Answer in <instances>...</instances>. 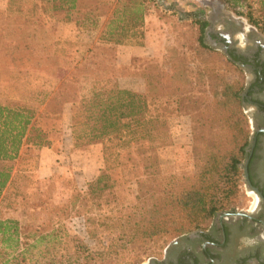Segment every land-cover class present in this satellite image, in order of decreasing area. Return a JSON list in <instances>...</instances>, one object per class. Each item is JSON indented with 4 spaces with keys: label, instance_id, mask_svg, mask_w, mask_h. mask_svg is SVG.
I'll use <instances>...</instances> for the list:
<instances>
[{
    "label": "trees",
    "instance_id": "obj_1",
    "mask_svg": "<svg viewBox=\"0 0 264 264\" xmlns=\"http://www.w3.org/2000/svg\"><path fill=\"white\" fill-rule=\"evenodd\" d=\"M151 2L167 10L163 0L9 1L7 12L2 14L7 21L3 23L0 42L2 66L43 70L58 84L51 92L30 91L19 101L0 103V205L8 197L15 165L24 153L51 148L49 132L39 125L42 119L58 122L69 112L74 149L101 144L105 167L74 202L51 207V211L83 217L89 238L100 242L102 250L92 251L82 240L73 238L74 254L58 257V252L51 253L48 260L39 261L35 249L60 239L62 222L55 224L45 220V215L35 214L22 220L0 217V264H118L120 254L131 247L165 245L169 240L204 229L206 223L237 200L244 174L241 165L247 156L250 136L241 104L242 87L227 85L217 78L214 96L219 98V113L215 115L218 131L210 149L196 151L193 174L165 176L156 151L169 141L168 117L156 107L152 110L154 102L148 96L154 84L157 89L160 78L167 77L169 87L173 88L188 76L171 73L172 70L165 76L155 66L154 76H143L147 94H141L119 86L115 55L98 59L95 53H114L118 47L143 48L147 5ZM225 2L241 16L248 13L245 0ZM38 11L54 22L101 29L100 43L109 45V49L88 48L78 55L76 66L70 71L48 67V56L63 50L65 45L53 28L36 20ZM194 23L200 30L199 45L211 50L206 43L209 21ZM128 166L144 171L145 178L136 179V205L128 215L113 213L111 208L109 215L101 216L108 197L115 199V173ZM39 209L46 213L50 210Z\"/></svg>",
    "mask_w": 264,
    "mask_h": 264
},
{
    "label": "rangeland",
    "instance_id": "obj_2",
    "mask_svg": "<svg viewBox=\"0 0 264 264\" xmlns=\"http://www.w3.org/2000/svg\"><path fill=\"white\" fill-rule=\"evenodd\" d=\"M9 1L0 0V42L3 37V23L7 22L2 14L7 12ZM163 1L167 6L165 11L153 2L147 5L145 51L134 52L131 48L118 47L114 53H95L98 54V59H102L103 55H115L119 86L141 94H147V82L143 76L146 79L154 76L155 66L165 72V76L171 70L174 74L186 73L188 78L185 81L179 80L173 88L169 87L167 77L160 78L157 89L154 84V90L148 96L154 102L152 110L156 107L168 117L169 141L156 151L162 173L165 176H184L194 173L196 151L203 148L209 150L214 135L217 134L215 115L219 113L216 107L219 98L214 96L217 78L227 85L243 87L239 71L228 61L221 49L212 48L207 39L206 43L211 50L201 48L198 41L199 26L194 21L207 20L218 29L224 24L233 27L230 21L236 22L239 18L254 27L264 41V0H245L248 3L245 13H248L244 16L225 0ZM38 13L36 20L47 28H53L56 36L65 45L63 50L53 51L48 56V67L70 71L76 66L78 55L88 48L109 49V45L100 43L101 29H82L76 23L54 22L41 15L40 11ZM235 38L240 39V44L244 42L240 33ZM2 53L0 52V57L4 56ZM0 64V103L19 101L30 91L51 92L58 84L55 78L43 70L18 69L2 66V62ZM243 113L251 133V125L244 108ZM71 124V115L67 111L58 122L45 119L39 122L40 127L50 134L51 148H46L45 153H24L15 165L14 180L7 191L8 197L0 205V217L3 219L22 220L35 214L45 215V220L55 224L62 222L61 238L35 249V258L43 262L49 259L51 253L58 252V257L74 254L75 244L71 242L73 238L82 240L92 251L102 250L100 242L89 238L83 217L51 211L52 206L60 208L74 202L75 197L80 192H85L88 184L95 181L105 167L101 144L74 149ZM143 174L142 168L135 170L132 166L117 171L114 175L118 182L114 191L115 199L108 197L109 203H104L100 215H109L111 208L113 213L119 212V215L130 214L131 207L136 205V179H144ZM246 198L248 199L242 180L238 198L227 211L242 207ZM39 207L50 210L46 213ZM210 224L208 222L203 227L207 228ZM173 241L169 240L165 245L154 243L150 247H131L120 254L116 263L149 264L152 259L161 261Z\"/></svg>",
    "mask_w": 264,
    "mask_h": 264
},
{
    "label": "flooded vegetation",
    "instance_id": "obj_3",
    "mask_svg": "<svg viewBox=\"0 0 264 264\" xmlns=\"http://www.w3.org/2000/svg\"><path fill=\"white\" fill-rule=\"evenodd\" d=\"M230 23L233 27L218 29L210 24L206 39L241 75V104L251 125L241 165L248 199L242 207L219 213L207 228L176 238L161 261L149 264H264V41L244 20ZM239 33L242 44L235 38Z\"/></svg>",
    "mask_w": 264,
    "mask_h": 264
},
{
    "label": "crops",
    "instance_id": "obj_4",
    "mask_svg": "<svg viewBox=\"0 0 264 264\" xmlns=\"http://www.w3.org/2000/svg\"><path fill=\"white\" fill-rule=\"evenodd\" d=\"M132 50H134V52H141V51H145L146 50V48H131ZM146 55V54H145ZM46 152V149H43L42 151H41V153H45Z\"/></svg>",
    "mask_w": 264,
    "mask_h": 264
},
{
    "label": "water",
    "instance_id": "obj_5",
    "mask_svg": "<svg viewBox=\"0 0 264 264\" xmlns=\"http://www.w3.org/2000/svg\"><path fill=\"white\" fill-rule=\"evenodd\" d=\"M248 164H249V163H247V165H245L244 169H245V173H246V178H247V180L249 181Z\"/></svg>",
    "mask_w": 264,
    "mask_h": 264
}]
</instances>
